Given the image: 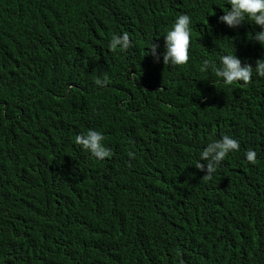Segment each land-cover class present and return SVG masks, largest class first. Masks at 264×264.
<instances>
[{
    "label": "trees",
    "instance_id": "obj_1",
    "mask_svg": "<svg viewBox=\"0 0 264 264\" xmlns=\"http://www.w3.org/2000/svg\"><path fill=\"white\" fill-rule=\"evenodd\" d=\"M227 7L0 0V264H264V77L200 71L232 48L242 63L264 55L258 25L217 19ZM180 14L189 59L163 65ZM120 33L128 48L107 50ZM89 129L109 157L75 144ZM222 135L239 149L205 177L198 152Z\"/></svg>",
    "mask_w": 264,
    "mask_h": 264
},
{
    "label": "clouds",
    "instance_id": "obj_2",
    "mask_svg": "<svg viewBox=\"0 0 264 264\" xmlns=\"http://www.w3.org/2000/svg\"><path fill=\"white\" fill-rule=\"evenodd\" d=\"M226 4L229 7L223 10V14L217 19L224 22L228 27L240 25L243 21L258 25L259 31L250 33L248 38L259 42L261 48L264 49V0H226ZM190 23L191 19L188 14H180L175 17L170 27L163 34V65H182L188 61ZM129 43L127 33L113 34L106 48L107 50L127 49ZM156 48L157 46L152 44L149 49L153 61L158 56ZM208 70H211L215 77L219 78L225 85H231L234 82L247 84L254 74L258 77H264V55L257 58L254 65L242 63L241 59L235 55L234 48H232V51L219 57L218 64L204 59L200 71L205 72ZM134 75V72L130 73L131 77ZM107 82V78L95 80L98 86H105ZM103 139L101 132L89 129L85 133L75 135L74 142L97 160H103L111 155L110 150L102 143ZM238 149L239 142L229 135L211 139L199 150L196 163L193 166L196 169L203 170L204 176L210 178L224 158ZM256 156V152L252 149H248L245 153V159L251 163L255 162ZM201 160L206 163L201 164Z\"/></svg>",
    "mask_w": 264,
    "mask_h": 264
},
{
    "label": "water",
    "instance_id": "obj_3",
    "mask_svg": "<svg viewBox=\"0 0 264 264\" xmlns=\"http://www.w3.org/2000/svg\"><path fill=\"white\" fill-rule=\"evenodd\" d=\"M132 75H133V73H132Z\"/></svg>",
    "mask_w": 264,
    "mask_h": 264
}]
</instances>
